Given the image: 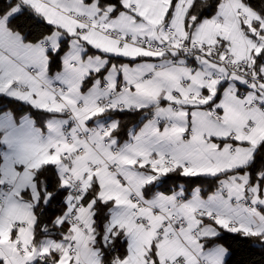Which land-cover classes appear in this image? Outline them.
<instances>
[{
    "label": "snow or ice",
    "instance_id": "1",
    "mask_svg": "<svg viewBox=\"0 0 264 264\" xmlns=\"http://www.w3.org/2000/svg\"><path fill=\"white\" fill-rule=\"evenodd\" d=\"M0 264H264V0H0Z\"/></svg>",
    "mask_w": 264,
    "mask_h": 264
}]
</instances>
